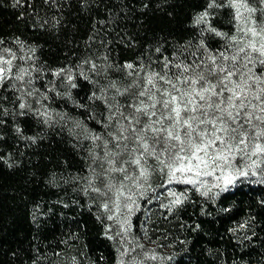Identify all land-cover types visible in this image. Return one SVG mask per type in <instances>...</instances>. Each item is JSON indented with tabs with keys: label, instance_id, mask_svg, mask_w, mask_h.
Returning a JSON list of instances; mask_svg holds the SVG:
<instances>
[{
	"label": "trees",
	"instance_id": "obj_1",
	"mask_svg": "<svg viewBox=\"0 0 264 264\" xmlns=\"http://www.w3.org/2000/svg\"><path fill=\"white\" fill-rule=\"evenodd\" d=\"M208 3L20 0L17 4L0 0V38L5 41L0 47L16 51L20 45L14 41L19 38L23 49L17 56L32 55L30 49L35 48L28 64L45 70L71 69L77 85L71 88L50 73L36 80L38 88L54 81L61 93H48L46 103L56 121L51 126L32 114L5 116L6 122L0 124V264H74L73 258L75 264L118 263V241L108 238L113 236L112 229L108 232L112 227L108 213L83 190V177L90 174L92 163L89 153L94 149L84 137L88 130L100 131L98 122L106 114L103 99L89 97L93 92L111 97L112 82L121 90L127 86L132 77L126 73L132 70L121 69L127 63L155 61L153 67H157L162 56L171 58L182 47L192 45L189 50L195 51L200 40L212 50L222 48L242 22L233 18L226 0H217L225 6L208 9L209 19L212 27L226 35L201 33L205 25H195L194 19ZM156 48L161 51L157 53ZM84 60L112 67H98L97 75L90 65L81 66ZM33 75L39 77V73ZM119 99L123 102V97ZM4 104L10 113L14 111L12 103ZM17 126L21 133L16 132ZM162 182L158 175L152 176L133 217L135 237L155 245L164 258L147 264H264V185L243 183L208 197L187 191L184 203L169 214L162 205L173 197L160 186ZM125 183L137 189L131 181ZM190 187L175 185V191Z\"/></svg>",
	"mask_w": 264,
	"mask_h": 264
},
{
	"label": "snow or ice",
	"instance_id": "obj_2",
	"mask_svg": "<svg viewBox=\"0 0 264 264\" xmlns=\"http://www.w3.org/2000/svg\"><path fill=\"white\" fill-rule=\"evenodd\" d=\"M51 2L55 4L56 0ZM226 5L233 10V18L242 23H238L236 35L227 37L228 43L222 48L212 50L200 40L195 51H190L193 46L189 45L174 52L171 58L162 56L157 67H153L155 61L146 65L127 63L121 66L122 70H132L126 73L132 77L127 86L121 90L112 82L109 88L115 91L111 97H101L96 92L89 97L102 98L106 114L98 122L100 131L88 130L84 137L94 149L89 153L92 163L90 174L83 177V190L85 195L92 194L90 199L98 202L102 212L108 213L107 220L119 225L115 233L121 245L117 249L118 264H147L164 259L155 249L133 243L139 237L128 238L132 230L129 217L138 205L126 181L139 190L145 185L150 187L152 176L158 175L163 181L160 186L173 197L162 205L169 214L184 203L187 191L195 190L208 197L243 183L264 185V0H226ZM223 6L217 0H209L207 8L197 14L194 24L205 25L201 33L225 37L212 27L208 11ZM14 43L20 45L16 51L0 47V124L6 122L5 116L32 114L51 126L56 121L46 103L48 93H61L54 81L49 82L51 86L34 85L38 78L50 73L75 88L72 70H45L28 64L34 58L35 48L30 49L32 55L17 56L23 42L17 38ZM4 44L0 38V46ZM155 51L159 53L161 49ZM83 64L90 65L97 75L98 67H112L98 66L91 60H84ZM141 72L144 74L140 75ZM34 73H39V77ZM8 92L14 95L9 97ZM4 101L14 105L13 112H9ZM15 130L22 132L18 126ZM26 139L35 142L33 137ZM209 177L215 182L205 179ZM181 184L191 187L180 193L168 187ZM213 188L219 191L213 193ZM73 261L75 264V258Z\"/></svg>",
	"mask_w": 264,
	"mask_h": 264
},
{
	"label": "rangeland",
	"instance_id": "obj_3",
	"mask_svg": "<svg viewBox=\"0 0 264 264\" xmlns=\"http://www.w3.org/2000/svg\"><path fill=\"white\" fill-rule=\"evenodd\" d=\"M205 179H207V180H209L211 183H214L215 181H213L212 180V178H205ZM168 187H170V188H173L174 190L176 189L175 188V185H169ZM131 188V187H130ZM126 191H127V189H126ZM131 191H132V193H133V199H135L136 201H137V205H138V208H139V197H140V192L142 191V189H136V190H134L133 188H131ZM136 192L138 193V194H136ZM167 192V191H166ZM138 208H134V211H133V213L131 214V216L129 217V219H130V221H131V224H132V230H131V232L129 233V240H133V238L135 237V233H134V227H133V217H134V214H135V212H136V210L138 209ZM124 218V216L123 215H121V217H120V219L122 220ZM111 225H112V227H111V229L113 230V236H114V238L118 241V247L119 248H121V245H120V242H119V237H116L115 236V233H116V231H117V229L119 228V225L118 224H115L113 221H111ZM133 243H143L144 245H145V248H147V249H155V251H156V253L159 255V254H161V252L159 251V250H157V248H156V246L155 245H153V244H149V243H147L146 241H144V240H142V239H139L138 241H136V240H133ZM138 251H139V249H138ZM120 259V253H119V257H118V260ZM126 259V258H125ZM118 264V263H117Z\"/></svg>",
	"mask_w": 264,
	"mask_h": 264
}]
</instances>
